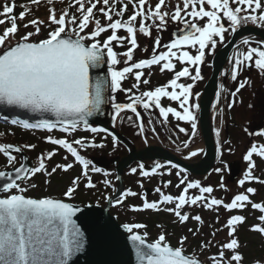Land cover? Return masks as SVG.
<instances>
[{
  "label": "snow or ice",
  "instance_id": "obj_1",
  "mask_svg": "<svg viewBox=\"0 0 264 264\" xmlns=\"http://www.w3.org/2000/svg\"><path fill=\"white\" fill-rule=\"evenodd\" d=\"M53 2L54 0H47L49 5ZM39 3L40 0H29L30 5H39ZM101 3L103 6L98 8ZM117 3L121 5L118 9ZM129 4L132 5V12L124 19ZM74 6L76 11L70 12ZM15 7L14 0L12 3L4 0L3 5L0 6L2 8L0 25L6 23L10 25L0 33V105L24 109L41 116L50 114L54 119L41 118L34 122L28 119H13L12 123L19 124L25 129L50 131L59 127L64 133H73L83 125L86 131L103 132L111 136L114 147L119 142L117 135L107 128L92 126L89 117L101 112L103 104L114 100V97H106V91L132 92V89H122L121 82L127 74H134L136 83L132 88H138L140 84L150 83L148 79H142L144 76L142 70L145 68L158 65L161 72L168 70L174 73L167 83L143 91L138 96L134 94L129 96L128 103H112L115 112L130 110L139 118L137 105H142L145 109L155 106L159 109L160 116L165 119L172 114L178 120L190 123L192 133L195 135L197 115L194 110L199 108V104L190 103V97L193 96V84L202 78L201 65L205 62L206 55L217 48V38L221 43L225 41L226 33L235 34L249 23L264 28V0H177L174 7L169 5L168 0H156L154 6L149 3V0H127V2L124 0H72V3H69L59 15L55 8L49 7L47 21L38 18L29 20L24 24V28L31 26L34 31H26L24 35L18 36L17 20L23 21L26 15L30 14L31 8L21 5L23 10L17 17L14 13ZM94 10L103 14L106 23H101ZM170 21L182 24L183 27H178L177 31L172 33L174 38L162 45L165 50L157 53V50L161 48L162 38L156 35L152 47L153 55L133 62L134 50L139 48L137 33L152 37L153 28L160 32ZM224 21H227V26ZM45 27L49 29L46 35L38 38L42 28ZM109 30L111 34L101 41L99 39L101 34ZM118 30L126 31L127 35L119 36ZM114 42L119 47L127 44L126 51L115 52ZM255 43L256 46H251L248 37L242 38L240 44L247 46L246 51L238 50L233 57H230L232 81H238L240 73L252 65L264 76V39L257 40ZM189 47L196 49L195 55L186 50ZM121 55L126 58L124 60L126 66L118 69L116 65L121 62L119 59ZM174 61L183 65L180 70H176ZM105 63L107 64L106 75L102 73L93 78L90 70L101 69ZM189 66H194V75ZM181 78H188L193 83H181L179 82ZM249 82L248 79L240 81L231 92L233 100L227 104L229 109L235 104L234 98ZM223 90L227 91V89ZM220 94L217 92V97ZM195 95L199 96V93ZM165 97L171 101H178L182 111L170 106H162L161 99ZM248 108L264 119V94L257 96ZM141 131H143L142 125ZM180 131L184 132L185 129L180 128ZM214 131L219 137V129ZM245 132H248L247 128ZM248 134L264 137V128ZM0 135L3 134L0 133ZM45 139L48 143L64 149L83 166L81 176L73 178L71 185L63 192L66 199L51 196L30 197L26 194L28 186H22L21 181H28L41 172L50 176L58 169L68 171L73 168V163L56 164L51 172H48L45 160H50L57 154L56 149L53 148L41 154L36 167H29L22 162L16 166L17 161L12 155L13 151L20 153L23 148L33 149L35 145L27 144L18 147L11 143H0V154L7 158V164L12 169L11 171L0 170V264H75L74 258L84 253L90 245L89 236L86 235L87 230L82 229L77 220L83 218L87 224L98 229L101 235L109 225L107 221L101 223L91 203L81 206L70 202L74 199L82 179L85 188L96 187L89 171L103 173L104 177L109 176L107 171L91 166L92 161L86 159L78 150L89 147L103 148L104 144L96 143L95 140H89L86 137L70 141L67 138H54L49 135ZM197 152H203V149L189 152L186 159L195 157ZM217 153L219 156V146ZM254 154L264 160V143L252 142L243 155L247 168L243 177L237 181L240 187H243L246 181H257L264 185V179L253 174L257 167L253 159ZM67 159L68 157L65 156L64 160L67 161ZM220 163L221 167L214 169L216 173H223L228 168L227 162L221 159ZM164 167L156 163L150 170H146L145 165L139 163L137 167L130 168V172L135 174L139 171L141 177L150 178L157 174L162 177L165 174ZM173 168H179V165L169 161L167 174L171 175ZM182 172L183 169H180L176 175L180 177ZM223 181L224 177L221 175L219 187L226 189ZM103 183L110 185L111 181L105 178ZM171 183V181H163L154 189L159 194V200L149 201L146 194H143L141 195L142 206L132 205L131 209L133 211H166L173 214L181 224L189 219L203 224L201 215L190 217L187 212H182V209L185 206L201 205L213 211H218L221 206L226 211H232L246 210L250 206L251 209L261 213L257 217L259 223L251 225L250 230L264 235V226H262L264 225V202H254L250 198L258 192V189L244 188L226 203L223 199L205 195L212 194L213 187L202 186L199 180H189L187 177L181 178L176 185L178 189L182 187L178 195L165 194L162 189L167 188ZM29 186L36 187L35 184ZM141 187H143L142 184ZM190 189H198L199 194L189 195ZM117 195L118 198L115 201L111 196L103 198L110 205L113 202L119 205L126 197H135L138 193L127 189ZM169 204H173L174 207H162ZM217 222H219V216H217ZM244 223H246V217L243 215L236 214L227 218L226 224L222 226L227 229V242L221 244L218 253L210 257V264H241L243 256L238 251L240 244L236 238V232ZM119 227L127 233L126 241L131 244L136 264H203L196 255L186 254L184 244L187 236H181L178 246L173 247L163 231L155 240L148 242L147 232L139 231L147 227L145 224L123 223ZM188 231L193 232L191 228ZM196 231L198 232L199 229ZM195 234L193 232V235ZM215 234L213 232L212 235L215 236ZM211 243V241L202 242L200 247L208 248ZM228 252H231V255H227ZM254 264H264V262L255 261Z\"/></svg>",
  "mask_w": 264,
  "mask_h": 264
},
{
  "label": "rangeland",
  "instance_id": "obj_2",
  "mask_svg": "<svg viewBox=\"0 0 264 264\" xmlns=\"http://www.w3.org/2000/svg\"><path fill=\"white\" fill-rule=\"evenodd\" d=\"M168 3H169V5L174 7L175 4L177 3V0H168ZM224 22L227 26V21H224ZM248 25L255 26V25H252L250 23ZM178 27H182V24L170 21L168 23L167 27L162 29L160 32H157L156 29L153 28L154 33L156 35H160L162 38L161 48H159V49L163 50L162 45L164 44V41L168 40L167 37L169 36L170 31L173 29H178ZM256 27H258V26H256ZM262 29H264V28H262ZM226 36H227V34H225V37ZM152 37L143 36L141 43H138L139 44L138 50H140L138 52V54L141 56L142 59L144 57L147 58V56H150L151 54H153L152 49H151L152 48L151 43L153 44L154 39ZM247 37L250 39V41H253V42H250L251 46H256L255 42L257 40H259V38L258 37L254 38V36H247ZM251 37H253V38H251ZM217 41H218V45H217V48H218L219 45L221 44V42H219V38H217ZM125 46H127V45H125ZM246 49H247L246 45L240 44V46H238V48L234 50V52L231 54L230 57H233L234 53L236 51H238V50L239 51H246ZM161 50H157V51H161ZM213 53H214V50H212L208 54L209 57H212ZM134 55H135V52H134ZM208 55H206L205 63H207L209 60ZM123 63L124 62H120L116 66H121ZM205 63L202 66H205ZM225 66L226 67L224 68V70L228 69V72L225 71L224 75H222L223 81L221 80V83L226 86V84L228 82H230V80H231V78H230V76H231V61H230V59L228 60V63H226ZM229 68H230V71H229ZM203 72H204V68L202 69L201 75L203 74ZM153 74H155V73H153ZM154 76L155 75H152V77H154ZM239 78L241 79V81L244 79H248L250 82H249V84L246 85V87L244 89H242L241 93H243V94L239 95V97L243 100V104L240 105V107L243 106L242 107L243 116L241 118L239 116L241 111L238 112L237 117H238V119L239 118L240 119L236 120V123H237V126L242 127L244 130L247 128L249 132L254 133L258 128H264V119H261L259 117L258 113L252 112L248 108V105L251 102H253L257 96L264 94V76H262L260 71L257 68H255L254 65H252V66L245 68L244 71H242L240 73ZM195 82H196V85H195V91H196V90H198L200 85H198L199 83L197 84V81H195ZM190 83H192V82L190 81ZM232 83L235 84L236 81H233ZM151 85H152V87H154L156 84L151 82ZM193 87H194V85H193ZM233 88H234V85L231 84V90ZM123 89H125V88L123 87ZM117 92H119L122 97L129 98V96H131V93L134 94L135 96H138L143 91L139 90L137 93H136V91H132L131 93H129L126 91L118 90ZM228 103H229L228 101L222 100V109L224 112V114H222V118L220 120V121H223V122H221L222 128L224 127L225 123H228L229 115L234 114L240 108V107H234L233 106L230 110H228L229 109V108H227ZM219 108H220V106H218V104H216L214 107V109L217 110L218 114L220 111ZM246 108H248V110H246ZM215 129H219V128L216 126ZM41 135L44 136L45 134H41ZM184 136H186V134ZM224 137H225V135L223 133L220 140L222 141L224 139ZM242 137H243V135H242ZM217 138H218V136H217ZM147 139L150 142L158 141V139L156 137H154V135L148 136ZM252 142L260 143V142H258V139L253 137V135H249L248 132H246V136H244L242 138V143H239V148H237V146H236L234 148L222 149V153L224 154L222 160L225 162H230V161L236 160V161L241 163V160L243 159V154L245 153L246 147L250 146ZM198 149H203L202 141H201L199 136H198V138L196 137L194 139V143H193V145H191V147L184 148V149L181 148V149H179V153L181 156L183 155L185 157H188L189 152L197 151ZM39 156L40 155L38 153V155L34 156V159L38 158ZM201 156H202V152H197V155L195 157H190L188 159H190L191 162H195ZM217 167H221V163ZM245 167H247V166H245ZM241 172H243V168L241 169ZM211 174H216L215 176H217V179L214 182L209 181V178H210L209 175L206 178V181L208 180V182H207L208 185L213 187V189H214L211 196H215L216 198L223 199L224 201L226 200V202H228L231 198V195L234 194V192L241 191L238 189L239 187H238V184L236 182H232V183L227 182V175L228 174L226 173V170L223 173H216L215 171H213ZM221 175H223V177H224L223 182L226 185V189H222L219 187V185L221 183ZM55 178L58 179L59 177H55ZM37 179H39L41 182H46V179H44L43 177H41L42 180L40 179V177H38ZM72 180H73L72 176H69V175H65L64 177L62 176L58 180L54 179V181H52V183L49 182L45 186L44 190L46 193H48L50 195H58L59 193H63L67 189V187L69 185H71ZM255 196H257L259 200L261 199L264 202L263 195H261V197L259 198L258 194L256 193ZM255 199H256V197H255ZM203 210H206V209H203ZM200 214L203 216V218H202L203 223H204L203 226H202V224H199V223L197 224L196 222H193L191 219L188 221V223H190V224L193 223L192 224L194 227L193 232L196 233L197 232L196 230L199 228V231H198V233H199L203 228L204 234L202 236L213 240L214 243L221 244L223 240L227 241V239H228L227 229L222 227L224 224L220 220H219V222H217V217L213 215L215 213H209V211H204V212H200ZM221 216L223 217L224 221H226L228 216L225 217L226 215L219 214V218ZM210 217L215 219V221H213L212 224L210 223L211 220H209ZM169 220H170L169 218L166 219V224H169V222H171ZM172 222L173 223H179V222H176V220L173 218H172ZM217 229H219V231H217ZM225 230H226V235H225ZM213 232L216 233L215 236L212 235ZM248 232H249V230H248ZM222 234H223V236H222ZM239 234H242V233L239 232ZM249 235H250V233H249ZM249 235H248V237H249ZM255 235L257 237L256 236L254 237V242L252 241V245L247 246L246 248H247V252H248V249L250 248L251 254L254 255V257H255L254 260H252V261H261L262 259L260 260V258H256V257L261 256V254H259V255L257 254L258 250H264V237L261 234H257L256 232H255ZM248 240H249V238H248ZM247 245H249V244H247Z\"/></svg>",
  "mask_w": 264,
  "mask_h": 264
},
{
  "label": "water",
  "instance_id": "obj_3",
  "mask_svg": "<svg viewBox=\"0 0 264 264\" xmlns=\"http://www.w3.org/2000/svg\"><path fill=\"white\" fill-rule=\"evenodd\" d=\"M245 34L259 35L264 39V31H259L251 27L241 28L237 33L232 35L229 42L217 52L213 59V74L204 86L200 106V126L205 142V151L202 160L196 165H187L177 160L164 150L149 147L140 152L133 151L127 157L122 158L117 166L118 172H121L122 169L128 166L133 160H140L145 158H159L176 162L177 164L185 167L194 174H205L211 169L212 165L214 164L215 153L208 123L209 106L215 94L216 80L220 68L227 55L229 54L231 48L235 44L236 40L240 36ZM102 73L106 75L105 64L102 65L101 69L90 70V75L93 78ZM107 93L108 91H106L105 93L106 97L108 96ZM0 113L2 115L14 118L28 119L30 122H34L35 120L41 118L54 119V117H52L50 114H44L43 116H41L40 114L29 113L24 109H17L5 105H0ZM108 121V103H105L101 106V112L95 114L92 117H89L90 124H98L105 128L107 127ZM13 153L16 152L13 151ZM18 154L21 156L22 163L30 167V163L27 160V157L22 152ZM98 163L100 165H104V162L98 161ZM238 171L239 168L236 163L230 164V176L228 180H233L237 176ZM94 208L95 214L99 216L101 223L107 221L109 222V225L104 229L103 234L101 235L98 229L87 224L83 218L77 220V223L80 224L81 228L87 230L86 235L89 236L90 245L86 248V251L84 253L78 254V256L74 258L75 264H136V258L134 252L132 251L131 244L126 241L127 234L122 228L119 227L120 224L116 222L115 218L111 216L106 209H102L99 206H94Z\"/></svg>",
  "mask_w": 264,
  "mask_h": 264
},
{
  "label": "flooded vegetation",
  "instance_id": "obj_4",
  "mask_svg": "<svg viewBox=\"0 0 264 264\" xmlns=\"http://www.w3.org/2000/svg\"><path fill=\"white\" fill-rule=\"evenodd\" d=\"M183 65H181L180 63H176V70H180V68ZM202 67V66H201ZM193 74V71L190 70ZM228 72V69L224 70L223 73ZM230 71V68H229ZM205 72V71H204ZM155 73V76L152 77V74ZM174 75L173 72L165 70L164 72L160 71V66H157L156 70L154 72H151L148 80L150 81V83L148 85H143L140 84V86L138 88H132L133 84L136 83V81H131V82H126V85L129 89H132V91H136V93L140 90V91H145V90H150V89H154L157 86L163 85L165 83H167V81L169 79L172 78V76ZM202 78L197 80V84L200 85V87L198 88V90L195 91V85L196 82L193 84V96L190 97V103H195V104H199V99H200V94H201V90L202 87L205 83V80L207 79V74L205 76V74L201 75ZM190 79L188 78H181V80L179 82L181 83H190ZM241 81L240 78H238V81H236L235 84H233L232 82H228L225 85H221V88L219 90H217V92H220V96L217 97V93L214 99V102L212 104L211 107V112H210V116L212 115V126H213V130L215 129V127L217 126L219 128V130L221 129V121H220V116L222 114H224L223 109H222V100L227 101L232 100L233 97L231 96V92L235 90V88L237 87V83H239ZM151 82L155 83L156 85L154 87H152ZM193 83V81H191ZM231 84L234 85V88L231 90ZM122 89L123 87L125 89H127L124 84H122ZM223 86V88H222ZM222 89H227V91H224ZM171 90V89H169ZM195 93H199V96H196ZM239 94V93H238ZM133 94L131 93V96ZM110 96L114 97V100L112 102H110V104L112 103H128L129 98L126 97H122L121 94L119 92L116 93H111L110 92ZM161 104L164 107H173L176 108L178 111H182V109L179 106V102L178 101H171L168 98H162L161 99ZM218 104V106H220V111L219 114L217 112V110L214 109L215 105ZM239 106V104H238ZM137 109L138 112L140 113V120L136 119L135 113L131 112L130 110H126L124 112H115L114 109L112 110V119H111V123L112 126L116 129H118V131L120 132V134H122L125 138L124 142H118L119 147L122 148V150H130L132 149V147H135L136 149H142L148 145H152V144H156L159 146H162L164 148H167L168 150H170L171 152L172 149H175V155H177L178 157H180L182 160L184 161H190L187 160L185 156H181L179 153V149H184V148H189L191 147V145H193L194 143V139L199 135V129H198V122H197V131L196 134L193 135L192 133V129H191V125L190 123L186 122V121H182V120H178L175 116H173L172 114H169L167 119H165L164 117L160 116L159 113V109L156 108L155 106L150 107L149 109H146L142 107V105H137ZM196 112H198V109L194 110ZM115 116V119H113V117ZM159 116V117H158ZM130 120V124H129V120ZM214 119V121H213ZM240 119V118H239ZM237 119V120H239ZM135 121V123H134ZM133 124L136 126H141L143 127V131L147 134L150 135H154V137H156L158 139V141L156 142H144V141H137V138L134 140H131V138L134 136L133 135ZM130 127V128H129ZM180 128H184L185 131L181 132ZM138 138H141L142 135L135 132ZM186 134V136H184ZM214 136L216 138V141L214 140L216 147L218 146V142H217V135L216 132L214 131ZM110 138V137H109ZM112 140V138H110ZM186 139V140H185ZM113 143V141L111 142ZM187 144L188 146L185 147L184 145ZM153 162V163H150ZM143 163L145 165V169L146 170H150L152 166H154V164L156 163H160L162 165H164V172L166 175L167 174V168H168V163L167 162H163V161H143L140 162ZM139 164V163H138ZM133 166V165H132ZM179 170V169H177ZM159 171V170H158ZM176 171V168H173L171 170V173ZM137 175L139 174L138 172L136 173ZM169 177V176H168ZM192 178H196V177H192ZM135 177H130V179L128 180V187L133 186L136 187L138 190L141 188V184L143 185L142 189H141V195L146 194L147 199L149 201H156L159 200V194L156 193L154 191V189L157 186H160L163 182V177H161L159 174L151 176L149 177H143V181L141 184L136 185L135 182ZM147 188V191H145L144 189ZM164 192L166 191L165 188L162 189ZM141 202L143 203V200L141 199ZM147 211H155V210H147Z\"/></svg>",
  "mask_w": 264,
  "mask_h": 264
},
{
  "label": "trees",
  "instance_id": "obj_5",
  "mask_svg": "<svg viewBox=\"0 0 264 264\" xmlns=\"http://www.w3.org/2000/svg\"><path fill=\"white\" fill-rule=\"evenodd\" d=\"M11 2H13V0H9V3H11ZM3 3H4V1H0V6H2ZM14 3L16 5V7L14 9V13L17 17L19 16V13L23 10L20 7L21 5H27L31 8L30 14H27L26 18L23 21H20L19 19L17 20V24L19 27L18 36H22L25 34L26 31H34V29L31 26H29L27 29L24 28V24H26L29 20H31L33 18H38L39 20L47 21L48 15H49V13H48L49 7L55 8L57 15H59V13L64 8L68 7L69 3H72V0H54L52 5H49L47 3V0H40L39 5H30L29 0H14ZM102 6L103 5L101 3L98 5V8L102 7ZM120 6L121 5L119 3H117L116 8L118 9ZM0 10H2V8H0ZM75 11H76L75 6L70 9V12H75ZM94 12L96 13V17L101 20L102 24L106 23V20L103 17L102 13H99L97 10H94ZM131 12H132V9H131V6L129 4L128 5V11L124 17H126L127 15H130ZM0 18H2V17H0ZM8 26H10V25L7 23L4 25H0V33H2L3 29L5 27H8ZM48 30L49 29L46 27L42 28V32L40 34V37H38V38H43L46 35ZM106 32L101 34V36L99 37L100 40L104 36H106V34H107ZM0 132L3 134V135H0V141H2V142L11 141V142H14V143L21 145V146L27 145V144H32V145H35V148H33V150H36L35 152H37V151L40 152L43 150L42 147H43L44 143L40 142V139L37 138V136H33L32 134H27V133L26 134L14 133L12 130H9L6 128H3L2 131H0ZM24 149L26 150V152L28 154H32L31 151H28L30 149H28V148H24ZM261 161H262V166L258 171H260V173L262 175H264V160H261ZM0 166L2 167L1 164H0ZM261 179H264V176H262ZM252 185L254 186V188L258 189L257 194H258L259 198L261 197V194H263V197H264V185H261L260 183L252 184ZM256 185L258 186V188ZM27 192L29 194H31L30 196L34 195V193L31 190H29ZM255 195H251L254 202H263L261 199L259 200L258 197ZM255 197L257 200L255 199ZM61 198L65 199V197H61ZM72 201L75 203H80V204L90 203L89 197L86 195H75L74 199H72ZM219 211H218V213H220ZM237 211L239 212V214H242L243 216L246 217V223L239 226L238 231H237L238 234H236V236L239 240V244H240L238 251L243 256V260H242L241 264H254L255 261H252V260H254L255 257H254V255L251 254L250 248L248 249V252H247L246 247L252 245V241L254 242V237L256 235L255 234L253 235L251 232H248L247 228L249 227V225L251 223V219H253L255 215H259V211L252 210L250 208V206L246 210H237ZM213 221L214 220L212 218L210 222H213ZM239 232H241L242 234H239ZM185 233H186V231H185ZM249 233H250V235H249ZM248 235H249V237H248ZM248 238H249V240H248ZM202 242L206 243V242H208V240L204 239L203 237H200V236L191 237V239H189V241L187 239L185 244H184L185 252L199 256L203 260L204 264H210V257H212L214 254L218 253V251L220 250L219 246L221 244L214 245L213 244L214 242L211 241L212 243H211L210 247L201 248L200 245ZM247 244H249V245H247ZM263 251L264 250H258L257 251L258 252L257 254L258 255L261 254L262 257L257 256L256 258H260V260L262 259L261 262H264V252Z\"/></svg>",
  "mask_w": 264,
  "mask_h": 264
}]
</instances>
